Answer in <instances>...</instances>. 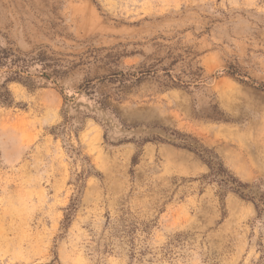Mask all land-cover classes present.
<instances>
[{"label":"rangeland","instance_id":"374dc122","mask_svg":"<svg viewBox=\"0 0 264 264\" xmlns=\"http://www.w3.org/2000/svg\"><path fill=\"white\" fill-rule=\"evenodd\" d=\"M5 90L0 264H264V0H0Z\"/></svg>","mask_w":264,"mask_h":264},{"label":"trees","instance_id":"16d2710c","mask_svg":"<svg viewBox=\"0 0 264 264\" xmlns=\"http://www.w3.org/2000/svg\"><path fill=\"white\" fill-rule=\"evenodd\" d=\"M3 95H5V96H7L8 97V92L5 90L4 91V93L3 94H0V98L3 96ZM7 97H3V99H0L1 101V103L2 104H9L10 102H7L6 100V98ZM207 164H208V166H209V168H210V174L209 175H211L212 173V171H213V167H211L209 164V161H207ZM216 174V173H215ZM208 175V176H209ZM233 180V181H232ZM232 180L231 179H229V180H227V179H224V180H222V181H220V182H222V183H220V184H222V186H223V188L225 189V190H229V191H232V192H234V193H236V194H238L240 197H242V198H247V195H244L241 191H240V189H238V188H236V186H233L232 184L234 183V182H238V181H236L234 178H232ZM238 184H240V185H243V186H245V184H241V183H238ZM251 200L254 202V206H255V209H256V211H257V217H260V216H262V215H264V196H261L260 197V199H255L254 197H251ZM71 207V206H70ZM74 208V207H73ZM68 209H69V207H68ZM74 209H71L70 210V212H68L67 211V213H66V220H65V223H64V225H67V223H68V219H69V215L71 214V212L73 211ZM262 258L263 257H261L260 258V260H259V262L262 260ZM258 262V264H260Z\"/></svg>","mask_w":264,"mask_h":264}]
</instances>
